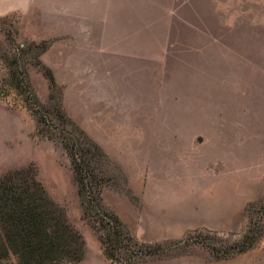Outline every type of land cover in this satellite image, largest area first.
I'll list each match as a JSON object with an SVG mask.
<instances>
[{
  "label": "rangeland",
  "instance_id": "obj_1",
  "mask_svg": "<svg viewBox=\"0 0 264 264\" xmlns=\"http://www.w3.org/2000/svg\"><path fill=\"white\" fill-rule=\"evenodd\" d=\"M159 1L92 0V66L79 78L59 61L75 44L39 35L73 0L0 19V178L34 174L84 240L74 264H264V235L237 252L257 211L264 230V0ZM101 21L103 49L139 51V75L97 66Z\"/></svg>",
  "mask_w": 264,
  "mask_h": 264
},
{
  "label": "trees",
  "instance_id": "obj_2",
  "mask_svg": "<svg viewBox=\"0 0 264 264\" xmlns=\"http://www.w3.org/2000/svg\"><path fill=\"white\" fill-rule=\"evenodd\" d=\"M44 46L42 53L46 49ZM46 72L53 80L51 72ZM17 78L18 87L23 89L21 70ZM71 142L75 150L77 142L74 138ZM88 164L84 159L78 163V169L86 172L85 178L90 176ZM254 214L237 245L239 253L253 248L264 235L258 211ZM108 224L111 240L127 249L128 241L119 230L117 221L110 217ZM102 244L106 257L111 258L106 241ZM84 254L82 236L67 223L62 211L48 197L33 173L18 170L0 178V260L13 256L17 264H74L80 262Z\"/></svg>",
  "mask_w": 264,
  "mask_h": 264
},
{
  "label": "crops",
  "instance_id": "obj_3",
  "mask_svg": "<svg viewBox=\"0 0 264 264\" xmlns=\"http://www.w3.org/2000/svg\"><path fill=\"white\" fill-rule=\"evenodd\" d=\"M188 2V0H169V1H159V2ZM90 4H92V0H73V6L70 7V10H67L65 8L61 9L60 11H55L52 13L56 17L57 20L60 22L55 23H49L50 19L53 20L52 15H48L44 18V27L43 30L40 31L39 35L41 39L45 38H53V37H61V38H68L69 43L75 44V49L68 51V55L63 53V51L60 53L59 61H65L66 63L62 66L67 67L69 71L74 68L76 69L75 73L73 71H70L68 73L69 76H76V78H79L81 76H86L87 71L84 70L87 67H91L92 64L88 63L92 60L90 57V54H92V49H90V44L93 42L91 34H90V21L91 17L88 15ZM35 2L34 0H0V19H4L7 17H10L12 15H18L22 18H25L28 16L32 10L34 9ZM89 6V7H88ZM37 9V8H36ZM78 11H73L77 10ZM72 10V11H71ZM54 17V19H55ZM73 20L77 21V23L68 24L66 21ZM107 21V19H106ZM105 21V24L107 22ZM104 22H100L101 26V36L99 38V44L100 46L97 48L96 56L98 58V67L103 68V73L106 76H118L121 72L120 68H125L126 73H137V75L140 74L139 67L141 62V56L139 55V51L136 50H128L129 52L125 51H119L118 49H111L108 48L103 49V43L108 41V38L105 36L102 37L104 34ZM62 42V43H61ZM61 44H63V40L60 41ZM55 44V43H54ZM55 46V45H54ZM53 52H55L56 48L52 49ZM52 55L44 54V62H46L49 66H51L53 69L55 67H59L58 63L54 61L53 58H51ZM89 56V57H88ZM154 59L147 60L149 63L153 61ZM51 61V62H50ZM135 63L137 65H135ZM98 75L100 74V71L97 72ZM53 76V75H52ZM61 75H59L60 77ZM57 77V74H56ZM54 78V76H53ZM81 79V78H80ZM130 89L131 91L135 92V90H138L140 85V82L137 83V88H135V83L130 82ZM144 85H147L148 88H155L156 81L152 78H149L148 83H144ZM136 99L134 96H129L128 99Z\"/></svg>",
  "mask_w": 264,
  "mask_h": 264
}]
</instances>
